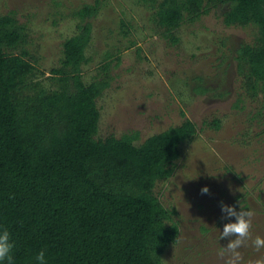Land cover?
<instances>
[{
    "label": "trees",
    "instance_id": "1",
    "mask_svg": "<svg viewBox=\"0 0 264 264\" xmlns=\"http://www.w3.org/2000/svg\"><path fill=\"white\" fill-rule=\"evenodd\" d=\"M138 1L172 43L183 24L212 10L227 28L255 30L235 47L234 69L249 98L264 96V0ZM98 10L95 2L75 12L81 22L63 41L49 86L30 78L35 59L25 26L13 12L0 16V230L16 242L15 264H39L41 250L46 264H162L178 240L177 211L154 188L173 175L197 127L186 118L140 143L135 131L97 136L110 64L89 83L82 67Z\"/></svg>",
    "mask_w": 264,
    "mask_h": 264
},
{
    "label": "rangeland",
    "instance_id": "2",
    "mask_svg": "<svg viewBox=\"0 0 264 264\" xmlns=\"http://www.w3.org/2000/svg\"><path fill=\"white\" fill-rule=\"evenodd\" d=\"M95 2L99 10L89 20V61L82 76L89 83L105 62L112 76L97 99V136L135 131L140 143L186 118L195 123L197 133L182 143L173 175L154 188L160 201L177 211L179 226L162 264H224L219 252L229 238L220 240V232L235 218H223L222 203L239 211L240 201L253 210V238L264 237V96L245 94L233 60L235 47L250 43L255 30L227 28L212 10L183 24L172 43L138 0H0V16L13 12L25 26L35 59L32 80L50 85L62 43L81 22L75 12ZM214 120L218 128L211 126ZM205 187L209 191L202 193ZM237 195L242 198L235 202ZM239 251L241 264L264 256L251 241Z\"/></svg>",
    "mask_w": 264,
    "mask_h": 264
},
{
    "label": "clouds",
    "instance_id": "3",
    "mask_svg": "<svg viewBox=\"0 0 264 264\" xmlns=\"http://www.w3.org/2000/svg\"><path fill=\"white\" fill-rule=\"evenodd\" d=\"M208 191L207 187L202 189V193H207ZM237 203L239 204V211L234 205L221 204V210L226 214L223 218H235V222L226 223L223 231L220 232V240L229 238L227 246L223 247L219 252L220 257L224 259V264H241L242 255L239 249L244 247L248 241H251L257 252L264 249V237L257 235L253 238L252 235L255 212L250 209L246 210L240 201ZM15 248L16 242L12 239L11 233L6 228L0 230V262L7 261V264H15ZM35 259L39 261V264H46L45 251L41 250ZM248 264H264V256L251 260Z\"/></svg>",
    "mask_w": 264,
    "mask_h": 264
}]
</instances>
